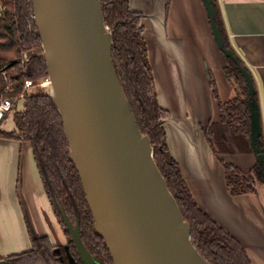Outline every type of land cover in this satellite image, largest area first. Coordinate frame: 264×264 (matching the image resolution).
<instances>
[{
  "label": "water",
  "instance_id": "1",
  "mask_svg": "<svg viewBox=\"0 0 264 264\" xmlns=\"http://www.w3.org/2000/svg\"><path fill=\"white\" fill-rule=\"evenodd\" d=\"M34 18L49 68V95L62 115L70 157L82 179L95 230L114 264H211L192 242V230L154 157L148 134L138 126L112 58L114 35L101 0H33ZM218 44L213 0H204ZM252 99V148L264 164L260 108L250 72L241 67ZM70 235L85 263L95 264L64 211ZM70 264H77L65 247ZM0 260V264H5Z\"/></svg>",
  "mask_w": 264,
  "mask_h": 264
},
{
  "label": "trees",
  "instance_id": "2",
  "mask_svg": "<svg viewBox=\"0 0 264 264\" xmlns=\"http://www.w3.org/2000/svg\"><path fill=\"white\" fill-rule=\"evenodd\" d=\"M213 1L216 25L222 33L224 47L233 50L240 64L226 55L228 65L225 72L237 85L238 95L231 101L220 102L221 120L210 122L207 135L216 156L228 173L231 192L252 193L255 191L256 178L264 182V164L258 161L254 167V175L246 174L234 164L228 163L222 155L253 152L249 106L252 96L241 67L249 69L231 46L220 7L216 0ZM1 2L6 11L3 18H0V69L16 65L23 51L42 47V37L34 18L33 0ZM101 4L104 20L114 35L112 58L119 80L129 98L138 126L143 134H148L151 138L158 167L179 203L183 217L191 226L193 244L211 264H253L243 244L196 202L177 159L170 153L165 126L170 111L163 108L158 99L149 49L143 34L144 13L135 11L129 0H101ZM25 68L28 77L34 80H42L49 75L44 53L32 56ZM256 97L258 98V93ZM15 114L21 115V125L13 131H0V136L25 139L32 145L45 191L65 233L71 237L68 245L77 264L88 263L84 262L78 252L63 219V211L74 226L80 225V236L95 264H114L105 238L95 230L91 206L83 190L81 175L70 157V144L54 98L45 89H35L27 97L21 112ZM258 145L264 149L263 135L260 136ZM231 172L234 173L233 176ZM32 237V247L3 257L5 264H70L64 246L53 245L47 235Z\"/></svg>",
  "mask_w": 264,
  "mask_h": 264
},
{
  "label": "crops",
  "instance_id": "3",
  "mask_svg": "<svg viewBox=\"0 0 264 264\" xmlns=\"http://www.w3.org/2000/svg\"><path fill=\"white\" fill-rule=\"evenodd\" d=\"M129 1L135 11L144 13L143 34L158 99L170 111L165 126L171 155L200 207L243 244L253 264H264V182L256 178L254 192L233 194L225 166L207 135L210 122L221 120L220 102L236 98L238 89L226 75L227 56L218 47L206 3ZM216 1L231 46L253 77L264 137V0ZM13 139L1 138L0 144H17ZM222 155L246 174L254 175L258 163L254 150ZM21 173V207L13 205L15 218L10 233L8 230L12 239L0 250L2 258L31 248V235H47L57 246L67 240L37 164L24 161Z\"/></svg>",
  "mask_w": 264,
  "mask_h": 264
},
{
  "label": "rangeland",
  "instance_id": "4",
  "mask_svg": "<svg viewBox=\"0 0 264 264\" xmlns=\"http://www.w3.org/2000/svg\"><path fill=\"white\" fill-rule=\"evenodd\" d=\"M44 53L42 47H38L35 49V52ZM50 93V91H49ZM24 102H21L17 107V111L11 113L3 122L0 131H12L17 129L21 125L22 117L20 114H15L21 112L23 109ZM9 139L10 137L0 136V139ZM13 139V138H10ZM17 140V144L14 143H1L0 144V250L6 249V246L9 245L10 240V231L12 230L13 220L15 218V209L13 205L17 207H21V198L23 195V191L20 190L19 183L22 181V164L27 162H31L34 166H36L34 155H33V147L28 140L25 139H13ZM8 141V140H6ZM15 157V158H14ZM14 158V159H13ZM219 158V157H218ZM229 163V162H228ZM232 176L234 173H230ZM43 181V180H42ZM44 185V182H43ZM44 187V186H43ZM27 222L29 226L31 223ZM59 221V220H58ZM12 224V225H11ZM66 242H61V246H68L70 241V236L65 233ZM9 230V233H8ZM9 234V235H8ZM33 235H31L32 237ZM64 243V244H63ZM32 246V244H31ZM17 248V247H15ZM14 248H12L13 250ZM0 260H2V256H0Z\"/></svg>",
  "mask_w": 264,
  "mask_h": 264
},
{
  "label": "built area",
  "instance_id": "5",
  "mask_svg": "<svg viewBox=\"0 0 264 264\" xmlns=\"http://www.w3.org/2000/svg\"><path fill=\"white\" fill-rule=\"evenodd\" d=\"M6 7L0 0V18L5 15ZM34 47L29 50H25L22 53L18 63L14 66H4L0 69V128L5 119L11 114L17 111V107L21 102L24 105L27 101V97L32 94L35 89L42 88L49 94V79L48 77L42 80H34L28 77L27 70L25 68L26 63L32 56L39 52H35ZM24 108V106H23Z\"/></svg>",
  "mask_w": 264,
  "mask_h": 264
},
{
  "label": "bare ground",
  "instance_id": "6",
  "mask_svg": "<svg viewBox=\"0 0 264 264\" xmlns=\"http://www.w3.org/2000/svg\"><path fill=\"white\" fill-rule=\"evenodd\" d=\"M48 83H49V82H48ZM48 85H49V88H50V90H51V83H49Z\"/></svg>",
  "mask_w": 264,
  "mask_h": 264
}]
</instances>
